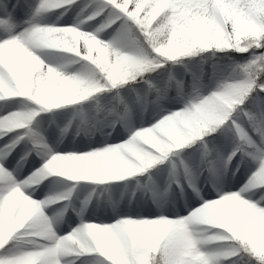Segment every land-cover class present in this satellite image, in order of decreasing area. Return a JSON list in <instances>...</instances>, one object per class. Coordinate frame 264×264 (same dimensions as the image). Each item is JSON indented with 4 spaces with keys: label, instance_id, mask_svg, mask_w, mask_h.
<instances>
[{
    "label": "snow or ice",
    "instance_id": "snow-or-ice-1",
    "mask_svg": "<svg viewBox=\"0 0 264 264\" xmlns=\"http://www.w3.org/2000/svg\"><path fill=\"white\" fill-rule=\"evenodd\" d=\"M0 264H264V0H0Z\"/></svg>",
    "mask_w": 264,
    "mask_h": 264
}]
</instances>
